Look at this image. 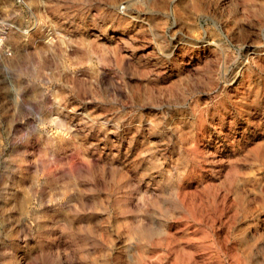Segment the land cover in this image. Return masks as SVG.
I'll return each instance as SVG.
<instances>
[{"label":"rangeland","instance_id":"obj_1","mask_svg":"<svg viewBox=\"0 0 264 264\" xmlns=\"http://www.w3.org/2000/svg\"><path fill=\"white\" fill-rule=\"evenodd\" d=\"M0 0V264H264V0Z\"/></svg>","mask_w":264,"mask_h":264},{"label":"built area","instance_id":"obj_2","mask_svg":"<svg viewBox=\"0 0 264 264\" xmlns=\"http://www.w3.org/2000/svg\"><path fill=\"white\" fill-rule=\"evenodd\" d=\"M19 5H25L23 0H16ZM9 27L1 24L0 22V48L4 55L10 56L12 54V49L9 45H6L9 33Z\"/></svg>","mask_w":264,"mask_h":264}]
</instances>
